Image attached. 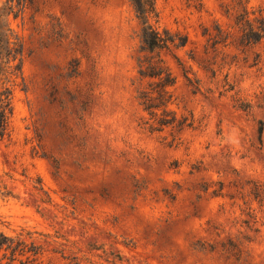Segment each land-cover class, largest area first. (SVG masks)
Returning <instances> with one entry per match:
<instances>
[{
    "label": "rangeland",
    "instance_id": "374dc122",
    "mask_svg": "<svg viewBox=\"0 0 264 264\" xmlns=\"http://www.w3.org/2000/svg\"><path fill=\"white\" fill-rule=\"evenodd\" d=\"M155 6L159 31L187 36L159 53L181 128H149L137 91L151 53L130 0L6 15L23 58L7 84L0 231L38 248L17 255L26 264H264V39L241 44L236 24L240 6L264 18V0Z\"/></svg>",
    "mask_w": 264,
    "mask_h": 264
},
{
    "label": "trees",
    "instance_id": "16d2710c",
    "mask_svg": "<svg viewBox=\"0 0 264 264\" xmlns=\"http://www.w3.org/2000/svg\"><path fill=\"white\" fill-rule=\"evenodd\" d=\"M136 18L140 24L141 51L151 53L139 59L138 73L141 78H146V86L137 92L140 104L147 111L152 120L149 128L151 130H162L164 127L176 126L181 128L186 118L177 119L175 113L168 108L171 93L169 87L175 82V77L171 71L164 66L159 58L162 50H169L172 46L183 47L187 42V36L179 33H171L168 29L159 31L152 20L157 18L155 0H130ZM32 2V0H6L0 6V138L7 130L9 118L12 113L10 82L16 78H22V41L13 35L6 22V15L13 13L17 16L22 9ZM240 11L236 15V24L241 31L239 41L244 45H252L264 39V18L258 10H248L245 6L239 7ZM262 121H259L258 132H262ZM0 195L11 196V192L0 182ZM31 247V248H30ZM30 247L18 238L10 237L0 231V253L8 260L0 264H14L18 260L19 264H26L33 260L26 256L25 259L17 258L31 251L32 256H36L38 248L34 245ZM6 251L9 255H6Z\"/></svg>",
    "mask_w": 264,
    "mask_h": 264
}]
</instances>
